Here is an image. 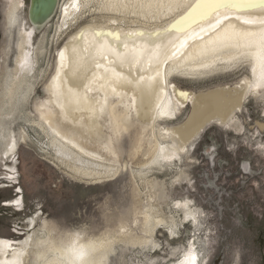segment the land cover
Instances as JSON below:
<instances>
[{
  "label": "bare ground",
  "instance_id": "obj_1",
  "mask_svg": "<svg viewBox=\"0 0 264 264\" xmlns=\"http://www.w3.org/2000/svg\"><path fill=\"white\" fill-rule=\"evenodd\" d=\"M85 2L89 3V8L87 10L81 8V11L77 12L71 7L73 0H59L54 20L42 30L41 34H38L42 37L40 40H38L39 36L35 35L34 27L24 17L26 5L23 0H5L2 4L4 39L0 50V166L12 163L20 146L30 143L35 144L40 153L46 159H50L56 168L62 169L72 178L93 184L105 183L102 174L112 165L109 162L111 157L105 152L99 133L112 137V134L117 133L116 123L111 115L116 110L113 103L127 104L131 100L132 91H129L126 96L123 91L120 97L114 96L111 92V84L116 77L111 72L105 73L103 67L96 69L93 64L89 80H94L92 87L95 90L88 93V96L92 98L91 103L83 99L84 90L81 89V101L77 105L73 99L74 91L69 90V85L64 83V80L74 79L73 72L82 70L84 59L87 57L85 49L92 51L98 45L118 47L119 51L126 53L130 59L135 58L141 61L136 68L145 77V80L141 82L143 86L147 88L153 83V79L150 78L160 83V88L151 93L149 101L144 102L139 117L135 112L132 113L133 124L130 129L134 130L136 138L140 137L137 144L133 146V153L142 156L143 160L137 165L138 169H133L131 164L129 168L136 189L140 187L137 180H140L143 186L145 185L146 193L143 195L147 201L140 210H135L136 219L133 224H139L140 232L133 234L121 223L115 229H107L89 238H82L81 235H62L53 225L45 221L42 222L41 228H35L39 219L36 214L27 221L28 234L25 237L20 239L0 237V264H62L68 251L80 245H95L94 254L98 264L109 263L116 243L125 246L122 248L124 251L128 246H138L143 249L149 247L150 253H156L160 247L157 240L155 241L158 232L164 229L169 237L177 235L178 223L173 213L181 212L180 224L191 222L194 227L198 224L200 215L192 207L189 199L167 202L164 186L152 193L151 191L158 187L156 182L148 181V173L153 171L154 166L171 169L177 167V163L181 161V155L190 152L189 149L196 145L202 133L210 125L216 124L225 128L230 126L233 127V131L239 132L241 127L236 126V115L242 109L248 95L257 97L264 95V87L251 90L247 88L246 82L255 80L261 75L259 62L254 57H249L246 63L249 66V76L243 78L242 82L236 86L213 89L197 95L184 91L188 93L186 99L173 94L174 88L170 85L171 83L168 84L166 91L162 90L166 72L168 73L166 78L170 81L175 76L194 79L215 71H229L227 64L220 63V60L227 61L228 57L220 55L217 58L210 49L213 48L214 42L218 45L225 37H230L233 43L239 41L243 46L249 37L254 34L259 35V30L264 27L260 24V21L264 20V9L257 7L244 13L222 9L219 13L213 14L210 20L197 24L181 34L176 31L169 32L167 29L184 13L186 5L194 0H119L118 3L107 6L104 0H76L78 5ZM66 5L69 6L67 12ZM84 11L88 14H96L101 19L100 24L92 20L83 26L80 21L73 24L68 19V17L80 16ZM225 15L230 17V22L224 21L223 29L213 35L211 40L201 32L202 28L208 29L209 24H214L218 18ZM243 19L254 20V23L243 24L241 23ZM113 20L116 22L113 23ZM65 23L68 27H64ZM50 28H54V36L47 41L44 34ZM73 28L75 31L69 33ZM94 28L114 34L119 33L120 40L117 41L109 36L97 38L92 34ZM139 31H143L144 36H137L136 33ZM80 32H83V36L77 41L75 37ZM157 32L159 35H152ZM129 34L131 39H127ZM49 47H54L56 50L50 70L38 65V56L46 60ZM13 50L16 51V56L13 65L9 67L7 59ZM61 50L65 52L68 59L60 60ZM241 51L246 53L247 49L242 47ZM108 54L112 60L116 59L111 52ZM26 55L33 67L31 72L21 73L19 64ZM214 61L215 69L201 66L202 64L211 65ZM60 63L68 67L61 70L59 81L54 82L53 77H56ZM101 63L109 67L113 66L108 60H101ZM115 67L120 72L129 71L128 64L120 66L117 62ZM135 70L133 69V72ZM64 72L68 73L67 78ZM92 73L95 74V78ZM39 86H42L45 97L35 100ZM54 87L58 89L57 96L52 95ZM128 87L134 89L135 85ZM60 89L62 91H59ZM175 90L180 91L177 88ZM22 94H28L30 101L21 104L17 110V99L21 98ZM57 97L60 107L54 102L49 103V101H55ZM105 97L109 101L107 105L109 116L103 127H99L98 124L92 126L90 123L93 110L91 111L90 108L96 101L95 106L99 112L100 107L105 105ZM101 100H104L103 104ZM32 101L33 110L31 111L27 107L32 105ZM186 104H189L190 112L185 122L179 126H169L168 123L177 120ZM40 105H43L45 119L55 120L59 117L64 127L71 131L62 132L61 136H52L49 139L51 132L46 131L48 124L41 119ZM62 108L68 113L67 120L64 119ZM23 110L27 112L26 115L18 117ZM119 110L121 113L127 111L126 107H121ZM141 112L149 114L145 123L140 118ZM161 112L166 114L158 115ZM17 119H21L24 126L14 130L12 126ZM28 127L31 128L28 129ZM30 130L34 131L33 136ZM120 130L127 129L121 125L118 132ZM65 139L67 143L64 142ZM73 144L76 147H73ZM173 154L177 158L168 159ZM154 160L155 163H153ZM175 176L174 181L182 186L186 179L185 175L180 172L175 173ZM0 179H5V182L11 185H14L16 180L15 175L11 173H4ZM11 185L0 186V188L12 187ZM20 193L19 188L15 198L6 201L3 207L13 208L16 212L23 211L24 201L21 196L18 198ZM156 197H158L157 201L165 202L168 216L153 204ZM192 256L196 257L195 264H202L195 242L186 246L182 258L170 264H192Z\"/></svg>",
  "mask_w": 264,
  "mask_h": 264
},
{
  "label": "rangeland",
  "instance_id": "obj_2",
  "mask_svg": "<svg viewBox=\"0 0 264 264\" xmlns=\"http://www.w3.org/2000/svg\"><path fill=\"white\" fill-rule=\"evenodd\" d=\"M4 1L0 0V50L4 39ZM23 1L26 5V19L29 5L28 0ZM92 20L98 24L101 22L96 14L87 13L80 24L84 26ZM75 28L69 33L75 31ZM53 29L46 30L44 35L47 41L53 39ZM38 36L40 40L42 37ZM48 50L46 60L38 56V65L50 70L56 50L54 47H49ZM15 56L16 51L13 50L7 59V66L13 65ZM248 71L249 66L245 64L239 69L215 71L194 79L175 76L170 80V85L173 86L174 83L178 90L197 95L213 89L236 86L249 76ZM35 95V100L44 99L42 86L37 88ZM150 95L145 97V101H149ZM245 101L236 115V126L241 127L240 133L233 131L230 126L225 128L210 125L196 145L189 149L190 152L181 155L177 167L171 169L154 166L153 171L147 175L148 181L157 183L158 188L152 190V193L164 186L167 202L185 199L192 202V207L200 215L196 228L191 222L180 224L182 213L177 211L178 213H173L178 223L177 235L169 237L164 229L158 232L155 241L160 247L156 253H150L149 247L143 249L138 246H128L124 251L122 248L125 246L116 243L114 247L119 251L123 264H170L182 258L186 246L194 242L202 264H264V95H248ZM95 104L96 101L90 109L92 111L95 108L98 115ZM32 107L33 101L27 108L32 111ZM189 112L190 106L186 104L177 120L168 125H182ZM26 113L23 110L18 117H24ZM140 118L145 123L149 114L141 112ZM13 124L14 130L24 126L21 119ZM90 124L100 125L99 121L94 124L93 119ZM33 133L30 130L31 136ZM112 135L116 138V133ZM119 137L125 146L123 159L133 169H138L137 165L143 157L133 153V146L140 137L136 138L132 129L120 130ZM180 172L186 177L182 186L174 181L175 173ZM4 173L14 174L16 180L11 185L5 179H0V186H12L0 188L2 238L25 237L28 229L25 225L36 214L39 219L35 228H41L45 221L62 235L89 238L107 229H115L121 223L133 234L140 232L139 224L135 225L133 221L136 219L135 210L146 205L143 195L146 189L140 180H137L140 187L136 189L130 168L126 184L122 183L119 188L109 187L106 182L93 184L78 181L62 169L56 168L35 144L27 143L20 146L12 163L0 166V176ZM19 188L21 193L18 198L22 197L24 210L16 212L13 208L3 207L6 201L15 198ZM157 200L158 197L153 204L168 216L165 202ZM109 259L113 260L112 254Z\"/></svg>",
  "mask_w": 264,
  "mask_h": 264
},
{
  "label": "snow or ice",
  "instance_id": "obj_3",
  "mask_svg": "<svg viewBox=\"0 0 264 264\" xmlns=\"http://www.w3.org/2000/svg\"><path fill=\"white\" fill-rule=\"evenodd\" d=\"M119 0H104L105 5L108 4H116ZM89 3L85 2L82 5H78L76 3V0H73V3L71 4V7L76 9L77 12L81 11V8L87 10L89 8ZM69 6L66 5V12ZM264 9V0H194L192 3H188L185 7V11L183 14L180 15L178 19L175 20V22L167 29V31H176L179 33H184L192 29L195 25L203 23L205 21H208L211 19L212 15L215 13H219L222 9H227L232 12L236 13H244L249 12L255 8ZM87 15V11H84L81 13L80 16H77L75 18L68 17L69 20L73 24H77L79 21H81L84 16ZM239 19V17H237ZM224 21L230 22V17L223 16L222 18H218L214 24H209L208 29H201V32H203L205 35L209 37L211 40V37L213 35L218 34L224 27ZM113 23L116 21L113 20ZM241 23L243 24H252L254 23V20L249 19H243L241 20ZM261 25H264V20L260 21ZM64 27H68V24L65 23ZM248 31V30H246ZM253 32L255 30H252ZM259 35H252L249 37L246 41V43L242 46L239 41L233 43L231 41L230 37H225L222 41L219 42L218 45L215 44L210 51L216 54L217 58L220 55H225L228 57L227 61L220 60L221 64H227L228 69H239L241 66L245 65L248 61L249 57H254L256 61L259 62L260 68H261V75L256 78L255 80L248 81L247 88L249 90L256 88L259 89L261 87H264V27H262L259 30ZM92 34L99 38L100 36H109L114 38L115 40H120L119 33H112L110 31H103L101 29H93ZM137 36H144L143 31H139L136 33ZM152 35H159V33H153ZM83 36V32H80L75 39L77 41L80 40V38ZM200 39H203V37H199ZM127 39H131V34L127 36ZM151 41H149L150 43ZM125 47L127 45L125 44ZM245 47L247 49V52H242L241 48ZM87 53V57L84 59V66L82 70H77L73 72L74 79L68 80L65 79L64 83L69 85V90L74 91V102L79 105L81 101V95L80 90H84V96L83 99L85 101H88L91 103L92 98L88 96L89 92L94 91L95 89L92 87V84L94 83V80H89V74L91 73V65H95L96 69L104 68V72L108 73L111 72L116 77L115 81L111 84V92L116 97H120L121 91L124 92L125 96L129 91H132V97L130 102L127 104H119L113 103V107L116 109L111 115L113 117V120L116 123L117 133L116 138H113L112 136H105L103 133L100 134V140L104 144V150L108 153V155L111 157V160L109 161L112 165L111 168H109L105 173L102 174L103 180L108 184L109 187H116L119 188V186L122 183L127 182L128 176L127 171L129 168V164L127 161L123 159L125 155V146L122 140L119 137V128L122 125L125 129H130L131 125L133 124L132 120V113L135 112L137 114V117H139V113L141 108L144 105L145 97L147 95H150L151 93L155 92L158 88H160L159 81H155L153 79V83L147 88L142 85V81L145 80V77L140 74V70L136 68V65L140 64L141 61L135 58H129L126 53L120 52L119 48H113L110 45H98L95 47L92 51H89L88 49L84 50ZM109 52L112 53L113 56H115V60H112L109 56ZM59 58L61 61L68 59L65 56V52L61 50L59 52ZM101 60H108L110 64H112V67H109L107 65H103L101 63ZM117 62L120 64V66H123L124 64L129 65V71L128 72H120L117 71V68L115 65ZM203 68H212L215 69V61L213 64H202ZM32 62L29 60L28 56L26 55L24 59L19 64V69L21 73H29L32 70ZM68 67V65H65L64 63H60L57 68V74L56 77H53L54 82H58L59 78L61 76V70ZM133 69H136L135 72H133ZM253 72L255 74V69H253ZM93 77L95 78V74L92 73ZM168 73H165V79L163 81V89L164 91L167 90V86L170 81L167 80ZM65 78H67L68 73L64 72ZM84 81H88V83H84ZM135 85L134 89L129 88L128 86ZM174 93L175 95L182 97L184 99L187 98L188 93L184 91H177L175 90V84L173 83ZM59 91H62L60 89ZM241 92H243V88L241 87ZM58 89L55 87L53 88L52 95L57 96ZM27 101H30V96L28 94H22L21 98L17 99V110L19 109V106ZM56 103L58 107H60V101L59 98L55 101H49V103ZM109 101L108 98L105 97V105L101 106L99 109V115H96L95 108H93V114L92 119L93 123L95 124L96 121H100V127L104 126V122L107 120L109 113L107 111V105ZM126 107L127 111L121 113L120 108ZM39 110L42 112L41 119L44 120L46 124H48V129L46 131H50L51 135L49 136V139L52 138V136L59 137L61 136L62 132H69L70 129H66L64 125L62 124L59 117H57L55 120H47L45 119L43 115V105H40ZM62 113L64 115V119L67 120L68 113L64 111L62 108ZM166 113H158V115H165ZM7 119V117H6ZM137 122H139L137 120ZM222 122V121H221ZM111 123V122H109ZM67 143V139L64 141ZM73 147H76L75 144H73ZM182 150V149H181ZM176 155L173 154V156L168 157V159H176ZM156 161L154 160L153 163ZM121 164L124 165V170H121ZM42 212V209H41ZM27 227V225H25ZM27 235V233H25ZM95 252V245H80L78 247L71 248L67 255L63 258L62 264H98L97 257L94 254ZM112 256L113 260L110 261V264H123L121 255L118 250L113 248L112 250ZM196 257H191L192 264H195Z\"/></svg>",
  "mask_w": 264,
  "mask_h": 264
},
{
  "label": "water",
  "instance_id": "obj_4",
  "mask_svg": "<svg viewBox=\"0 0 264 264\" xmlns=\"http://www.w3.org/2000/svg\"><path fill=\"white\" fill-rule=\"evenodd\" d=\"M59 0H28L27 20L35 35L41 33L54 20Z\"/></svg>",
  "mask_w": 264,
  "mask_h": 264
}]
</instances>
